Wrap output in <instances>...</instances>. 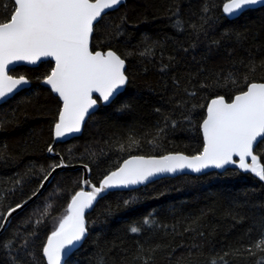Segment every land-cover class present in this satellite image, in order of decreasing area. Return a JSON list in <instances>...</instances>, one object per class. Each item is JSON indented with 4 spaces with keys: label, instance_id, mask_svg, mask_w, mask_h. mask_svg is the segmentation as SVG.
<instances>
[{
    "label": "trees",
    "instance_id": "1",
    "mask_svg": "<svg viewBox=\"0 0 264 264\" xmlns=\"http://www.w3.org/2000/svg\"><path fill=\"white\" fill-rule=\"evenodd\" d=\"M225 2L126 0L104 15L94 26L91 51L120 55L128 82L108 106H99L79 137L50 153L60 102L40 82L53 65L11 70L30 87L0 106V224L60 162L86 166L97 186L129 157L200 153L208 102L219 96L230 102L247 83H264V6L228 20ZM12 7V0H0V19ZM130 137L139 144L130 147ZM254 151L264 163V143ZM81 178V169L57 172L12 217L0 233V264H45V242ZM145 218L152 223L144 225ZM86 219L87 238L66 264H223L226 252L227 264H264V252L245 251L264 235V181L251 172L179 176L112 192ZM132 226L141 231L130 232Z\"/></svg>",
    "mask_w": 264,
    "mask_h": 264
},
{
    "label": "snow or ice",
    "instance_id": "2",
    "mask_svg": "<svg viewBox=\"0 0 264 264\" xmlns=\"http://www.w3.org/2000/svg\"><path fill=\"white\" fill-rule=\"evenodd\" d=\"M121 3L122 0H13L9 14L0 19V100L29 83L24 76L15 78L9 75L10 65L16 62L36 64L50 57L55 61V67L43 82L63 102L54 125L55 137L79 132L85 116L97 104L93 93L109 102L128 82L125 60L120 55L112 50L102 53L89 48L94 24L106 9ZM259 4H264V0H226L223 12L232 16ZM180 23L178 20L177 25ZM251 70L255 71L254 68ZM232 82L236 83L234 79ZM201 128L204 147L200 153L193 156L168 154L147 159L133 157L105 176L99 187L93 186L90 192L83 189L76 192L68 204L67 214L43 247L47 264H62L68 252L84 238L85 210L91 208L97 196L106 189L143 184L159 174L185 169L201 172L209 167L223 168L235 163L233 157L239 158V168L264 181V163L254 151L257 144L264 143V83H247V89L235 95L231 102H226L223 96L213 99L207 106V116ZM129 139L130 147L139 144L138 140ZM120 147L123 150L124 146ZM48 151L52 152V147ZM58 167L66 165L63 162L53 165L52 171ZM51 174L49 172L44 179ZM20 207L22 205L12 208L7 215L11 216ZM51 207V204L47 205L45 215ZM41 222L37 220L36 223ZM151 223L149 218L143 221L144 225ZM140 231L138 226L130 227L134 234ZM245 251L252 256L264 252V235ZM227 255L226 252L220 257L223 264H227L224 259ZM211 264H217V261L213 259Z\"/></svg>",
    "mask_w": 264,
    "mask_h": 264
},
{
    "label": "water",
    "instance_id": "3",
    "mask_svg": "<svg viewBox=\"0 0 264 264\" xmlns=\"http://www.w3.org/2000/svg\"><path fill=\"white\" fill-rule=\"evenodd\" d=\"M13 1V0H12ZM125 1L126 0H122V3L120 4V5H118V6H116L115 8H112V9H106L105 11H104V13H102V17L104 16V15H106L107 13H109V12H112V11H115V10H117L121 5H123L124 3H125ZM264 6V4H259V5H255V6H252V7H249V8H245L242 12H240V13H237L236 15H232V16H228V15H226L224 12H223V6H222V14H223V16L225 17V18H227L228 20H233V19H235V18H237L238 16H240L243 12H245V11H247V10H254V9H258V8H261V7H263ZM101 19V18H100ZM100 19H99V21H100ZM98 21V22H99ZM98 22H96L95 24H94V26L98 23ZM93 34V33H92ZM91 38H92V35H91V37H90V41H89V48H90V46H91ZM90 50H91V48H90ZM107 51H109V50H107ZM107 51H105V52H102V51H100V52H102V53H106ZM43 62H51L52 63V65H53V67H52V69L55 67V61L52 59V58H43L41 61H38L36 64H28V63H26V62H16L15 64H13V65H10L9 67L11 68V70H13V69H15V68H17V67H27V68H36V67H38L41 63H43ZM125 67H126V65H125ZM52 71V70H51ZM124 71H125V68H124ZM10 73V72H9ZM51 73V72H50ZM10 75V74H9ZM15 78H19V77H15ZM27 79V78H26ZM28 80V79H27ZM29 81V80H28ZM44 79L40 82V85L42 86V87H45V88H47L51 93H52V95L54 96V97H56L57 99H58V101L60 102V110H61V108L63 107V102H62V100L60 99V97L58 96V94H56V93H54L52 90H51V87L49 86V85H47V84H45L44 82ZM258 83H262V82H258ZM125 86L126 85H124V87L122 88V89H120L119 91H118V93L116 94V96H115V98L119 95V94H121L123 91H124V89H125ZM30 87V81H29V83L28 84H26V85H23V86H21L17 91H15L14 93H12V94H10L8 97H6L4 100H0V106L2 105V104H4V103H6L8 100H10L14 95H16L17 93H19V92H21L22 90H24V89H28ZM247 89V88H246ZM235 97V96H234ZM233 97V98H234ZM93 98L94 99H96L97 100V104L92 108V109H90L89 110V113L85 116V120H84V122L82 123V125H81V130L79 131V132H73V133H68V134H66L64 137H62V138H56L55 137V134H54V127H53V130H52V138H53V142H52V145L50 146V147H54V145L55 144H57V143H64V142H67V141H69V140H71V139H73V138H77V137H79L80 135H81V133H82V131H83V127H84V125H85V123L88 121V119L94 114V113H96V111L98 110V108H99V106H108L114 99H110V101L109 102H104L101 98H99V94L98 93H93ZM232 98V99H233ZM213 99H215V98H213ZM213 99H211L209 102H208V104H207V106L211 103V101L213 100ZM232 101V100H231ZM230 101V102H231ZM227 102V101H226ZM207 106H206V110H205V117H204V119L206 118V116H207ZM60 112V111H59ZM59 115V114H58ZM57 119H58V117H57ZM202 123H203V121H202ZM202 123H201V125H202ZM201 125H200V133H201V136H202V143H203V147H204V137H203V132H202V128H201ZM258 145V144H257ZM256 145V146H257ZM256 146H255V148H256ZM255 148H254V150H255ZM202 150H203V148H202ZM49 152V151H48ZM50 153V152H49ZM172 154H177V153H172ZM168 155V154H167ZM133 157H137V156H133ZM133 157H129V158H127L126 160H128V159H131V158H133ZM161 157V156H160ZM144 158H153V157H144ZM154 158H159V157H154ZM233 160L235 161V163H233V164H227V165H225L223 168H215V167H209V168H206V169H204V170H202L201 172H193V171H191L190 169H185V170H183V171H181V172H176V173H163V174H159V175H157V176H155V177H153V178H151L149 181H147V182H145V183H143V184H137V185H130V186H128V187H116V188H111V189H106L104 192H102L100 195H98L97 196V199L93 202V205H92V207L91 208H89V209H86L85 210V227H86V225H87V219H86V216L93 210V208L95 207V205L97 204V202L100 200V199H102L103 197H105L107 194H109V193H112V192H125V191H133V190H137V189H139V188H141V187H144V186H147V185H149V184H151V183H153V182H156V181H159V180H161V179H172V178H176V177H179V176H201V175H205V174H208V173H212V172H215V173H219V174H221V173H223V172H225L226 170H237L238 172H240V173H247V172H245L244 170H242L241 168H239L238 167V164H239V158L238 157H233ZM125 161V160H124ZM124 161L120 164V166L119 167H121L122 165H123V163H124ZM249 161H250V158H249ZM60 164H61V162H60ZM118 167V168H119ZM117 168V169H118ZM65 169H70V170H76V169H81V171H82V178H81V189H83L85 192H90V191H92V187L93 186H95L94 184H92L91 182H90V180H89V176H90V173H89V169L86 167V166H82V165H74V166H66V167H58V168H56V170L55 171H50L52 174H51V176H48V179L47 180H43V182L41 183V185H43V187H41V185H40V187H39V189L37 190V192L30 198V199H28L27 201H25L24 203H22L21 205H22V207H20V208H18L15 212H13L12 213V215L11 216H8L7 214H8V212L6 213V215H5V217H7L6 219L4 218V221L2 222V225H3V227H0V233L7 227V225L9 224V222H10V220L12 219V217L13 216H15L17 213H19L21 210H23L27 205H29L31 202H33L40 194H41V192L48 186V184L50 183V181L52 180V178H53V176L57 173V172H60V171H62V170H65ZM116 169V170H117ZM116 170H114V171H116ZM113 172V171H112ZM111 173V172H110ZM109 173V174H110ZM109 174H107V175H109ZM106 175V176H107ZM105 178V177H104ZM104 178H102L101 179V181L104 179ZM101 181L98 183V185L96 186V187H99V185H100V183H101ZM80 189V190H81ZM79 190V191H80ZM71 202V200L69 201V203ZM68 203V204H69ZM68 207V206H67ZM51 235V234H50ZM49 235V236H50ZM87 235H88V231H87V229H86V235L84 236V238L79 242V243H77L76 245H75V247H73L69 252H68V254L63 258V260H62V264H66V262L68 261V259H69V257L74 253V252H76L82 245H83V243H84V241H85V239L87 238ZM48 236V237H49ZM48 239V238H47ZM46 243H47V240H46V242H45V245H46ZM44 245V246H45ZM42 257H43V260H44V263L45 264H47V259H46V257L44 256V254H43V251H42Z\"/></svg>",
    "mask_w": 264,
    "mask_h": 264
}]
</instances>
